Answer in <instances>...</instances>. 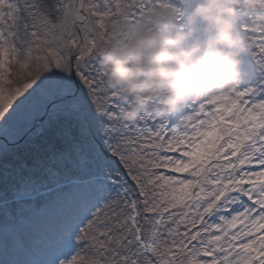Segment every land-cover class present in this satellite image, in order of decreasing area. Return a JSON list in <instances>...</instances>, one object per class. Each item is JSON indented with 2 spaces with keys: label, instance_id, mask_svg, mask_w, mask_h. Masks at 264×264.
I'll return each mask as SVG.
<instances>
[{
  "label": "snow or ice",
  "instance_id": "obj_1",
  "mask_svg": "<svg viewBox=\"0 0 264 264\" xmlns=\"http://www.w3.org/2000/svg\"><path fill=\"white\" fill-rule=\"evenodd\" d=\"M172 4L0 0V130L14 131L0 145V195L9 174L15 194L89 189L54 264H84L85 251L87 264H264L258 90L238 86L171 119L145 112L133 123L101 67L114 23H150ZM260 14L245 13L240 29L264 70V30L252 26ZM17 65L27 69L19 80Z\"/></svg>",
  "mask_w": 264,
  "mask_h": 264
},
{
  "label": "clouds",
  "instance_id": "obj_2",
  "mask_svg": "<svg viewBox=\"0 0 264 264\" xmlns=\"http://www.w3.org/2000/svg\"><path fill=\"white\" fill-rule=\"evenodd\" d=\"M260 8L264 0H198L183 30L175 27L182 14L177 4L152 13L150 23H114L98 54L108 84L125 102L121 118L134 123L151 112L171 119L194 101L238 87L242 55L250 49L240 25L245 13ZM201 23V35L193 38ZM252 26L264 30V14ZM26 74L19 65L13 72L17 80Z\"/></svg>",
  "mask_w": 264,
  "mask_h": 264
},
{
  "label": "rangeland",
  "instance_id": "obj_3",
  "mask_svg": "<svg viewBox=\"0 0 264 264\" xmlns=\"http://www.w3.org/2000/svg\"><path fill=\"white\" fill-rule=\"evenodd\" d=\"M51 2V0H48ZM181 8L175 27L183 30L184 18L198 0H171ZM203 24L198 25L194 37L201 35ZM243 78L239 87L257 89L258 98L264 99V70L249 53L242 55ZM13 129L0 130V145L9 142ZM11 147V145H9ZM14 177L9 174L7 196L0 195V264H54L63 245V234L78 211L79 202L89 192L87 186L59 184L47 186L38 194L11 191ZM5 183L0 175V193ZM39 197V199H38ZM84 264L90 253H82Z\"/></svg>",
  "mask_w": 264,
  "mask_h": 264
}]
</instances>
